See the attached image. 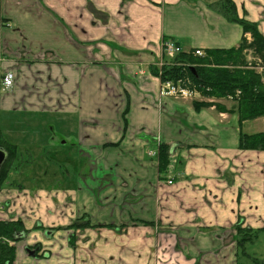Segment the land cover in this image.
Segmentation results:
<instances>
[{
    "label": "crops",
    "instance_id": "0c3cea01",
    "mask_svg": "<svg viewBox=\"0 0 264 264\" xmlns=\"http://www.w3.org/2000/svg\"><path fill=\"white\" fill-rule=\"evenodd\" d=\"M221 1L0 0V147L26 144L0 184V222L24 225L13 264H244L237 226L264 227V151L240 138L264 116L241 120L232 95L163 96L154 72L174 57L164 40L204 56L251 42ZM232 1L264 34V0ZM95 205L111 226L81 212Z\"/></svg>",
    "mask_w": 264,
    "mask_h": 264
},
{
    "label": "trees",
    "instance_id": "16d2710c",
    "mask_svg": "<svg viewBox=\"0 0 264 264\" xmlns=\"http://www.w3.org/2000/svg\"><path fill=\"white\" fill-rule=\"evenodd\" d=\"M220 5L228 9L231 20L237 21L243 26L244 33L251 34V42L244 37L237 48L208 50L205 56H194L191 53L179 52L174 55L171 62L163 64L160 69L154 68V72L162 81L182 79L190 89H198L207 96L223 97L232 95V97L238 99L241 120L264 116L263 76L249 67L245 55V51L251 49L264 62V34L257 23L237 16L236 6L232 0H223ZM207 104L203 102L195 103V108L198 109ZM242 113L244 114L242 115ZM240 147L244 150L264 151V131L250 134L241 133ZM1 148L7 152V158L0 169V184L7 179L13 160L16 157L15 144L2 146L1 143ZM158 158L160 171L164 172L170 161L168 145H160ZM96 226L111 225L99 224ZM23 228L24 225L21 221L0 222V264L6 262L13 264L16 252L13 246L3 241L4 237L8 240L12 239L15 232ZM237 231L241 252L245 253L246 243L258 238L259 233L264 232V227L253 229L238 225ZM250 258L252 259V257Z\"/></svg>",
    "mask_w": 264,
    "mask_h": 264
},
{
    "label": "rangeland",
    "instance_id": "374dc122",
    "mask_svg": "<svg viewBox=\"0 0 264 264\" xmlns=\"http://www.w3.org/2000/svg\"><path fill=\"white\" fill-rule=\"evenodd\" d=\"M251 61H257V62L261 63L264 66V62H263V60L261 58H258V59H255V60L253 58V60H251ZM262 73H264V70L262 71ZM45 115L46 116L41 117V119L43 120L44 118H47L46 119V123H47V126L49 127L50 125H52V122L54 120H56V118L51 113H47ZM15 146H16V156H17V152L19 153L20 150H22L23 152L26 151V144L25 143L23 145H21V146L18 145V147L15 144ZM28 161H29V159L26 158L25 163L30 166ZM63 161H67V158L65 157L63 159ZM34 163L35 164L31 165L30 169H28V170H30L31 173H33V172H35V170L37 168V171L39 173H41L39 178L40 179L41 178L45 179L46 174L44 175V172L47 169L45 161H41L40 165L38 164V161H37V165H36V161H34ZM22 166H23V168L26 169V165L25 164H22ZM62 181H63L64 184L71 183V181H68L67 179H64ZM104 208H105L104 206L98 207L97 205H95V206H91V207H86L85 210L81 209V212L85 211L86 213H88L87 211L90 210V213H88V214L91 217L93 225H99L98 223H100V224L103 223L104 224V223H108V222L98 221V214L102 215V217H103L104 213H108L109 211L111 212V214H114V209L113 208H111V209H104ZM117 214L118 213H115L116 217H117ZM123 215H125V214L123 213ZM94 227H100V226H94ZM104 229L105 228H102L100 230H98V229L95 230V233L98 232V233H96L97 237L103 238L104 235H109L112 238H115V240H118V238L121 237V233L120 234L119 233L116 234V233H114V230H113L112 234H109L110 232L108 234H106ZM112 242H114V241H112ZM240 257H241V262H244V264H264V232H260L259 235H258V238H256L254 241H249V242L246 243V252L245 253L241 252L240 253ZM250 257H252V259Z\"/></svg>",
    "mask_w": 264,
    "mask_h": 264
},
{
    "label": "built area",
    "instance_id": "2783aa9c",
    "mask_svg": "<svg viewBox=\"0 0 264 264\" xmlns=\"http://www.w3.org/2000/svg\"><path fill=\"white\" fill-rule=\"evenodd\" d=\"M163 51L170 56H174L179 52H183L181 46L177 45L175 42L171 40H164L162 43ZM193 54L197 56H204V53L202 50H195ZM264 70V69H262ZM15 82V74L12 71H7L2 79V85L5 89H8L14 85ZM182 80L178 81H161V95L163 96H183L187 97L191 94V89L188 86H184L181 84ZM262 85L264 88V73L262 78ZM172 183V181H169ZM5 264H10L9 262H6Z\"/></svg>",
    "mask_w": 264,
    "mask_h": 264
},
{
    "label": "water",
    "instance_id": "95a60500",
    "mask_svg": "<svg viewBox=\"0 0 264 264\" xmlns=\"http://www.w3.org/2000/svg\"><path fill=\"white\" fill-rule=\"evenodd\" d=\"M7 158V153L5 150H3L2 148L0 149V169L3 165V163L5 162ZM28 251L32 254V255H35V251L31 250V249H28Z\"/></svg>",
    "mask_w": 264,
    "mask_h": 264
}]
</instances>
